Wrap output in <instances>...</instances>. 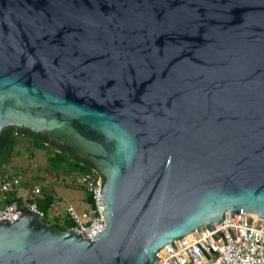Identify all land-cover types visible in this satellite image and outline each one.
Returning <instances> with one entry per match:
<instances>
[{
	"label": "water",
	"instance_id": "1",
	"mask_svg": "<svg viewBox=\"0 0 264 264\" xmlns=\"http://www.w3.org/2000/svg\"><path fill=\"white\" fill-rule=\"evenodd\" d=\"M102 176L91 239L22 208L0 264H160L214 224H264V0H0V136Z\"/></svg>",
	"mask_w": 264,
	"mask_h": 264
},
{
	"label": "built area",
	"instance_id": "2",
	"mask_svg": "<svg viewBox=\"0 0 264 264\" xmlns=\"http://www.w3.org/2000/svg\"><path fill=\"white\" fill-rule=\"evenodd\" d=\"M8 165L0 174V220H16L22 208L36 213L39 218L43 213L37 209L32 198L40 193L43 185L49 181L62 186H76L89 196L88 210L80 214L70 204L65 206V214L72 221L69 227L74 233L89 239L98 234L105 226L100 206L102 178L89 173H69L66 176L51 177L44 170L34 172L39 175L35 183L26 182L25 176L16 167ZM8 192L20 197L21 202L1 203ZM160 264H264V224L252 222L251 227L244 225L242 219L236 224L210 225L205 233L165 256Z\"/></svg>",
	"mask_w": 264,
	"mask_h": 264
},
{
	"label": "trees",
	"instance_id": "3",
	"mask_svg": "<svg viewBox=\"0 0 264 264\" xmlns=\"http://www.w3.org/2000/svg\"><path fill=\"white\" fill-rule=\"evenodd\" d=\"M22 139H25L26 141L24 150L28 152L30 157L33 156L34 150L44 152L46 162L43 165V169L50 174L51 177H58L59 175L66 176L72 172H85L92 175H98L102 178L89 161L78 157L68 146H56L54 143L49 142L45 135L36 134L27 128L11 126L6 128L4 133L0 136V174L6 169V167H8L11 158L19 153L18 146L21 144ZM15 167L26 177L25 184L26 182L35 183L42 178L39 175H32L31 166L17 165ZM37 170H39V167ZM51 183L53 182L49 181L47 185H43L40 189V193L33 197L32 201H34L37 209L41 210L43 213L40 218L42 224H46L49 227L57 228L59 230H64L71 227L73 223L66 214H54L52 206L55 197L52 189L48 187ZM85 199L89 201V196H85ZM12 201L20 203L21 199L13 192H8L5 194L1 203L4 204Z\"/></svg>",
	"mask_w": 264,
	"mask_h": 264
},
{
	"label": "rangeland",
	"instance_id": "4",
	"mask_svg": "<svg viewBox=\"0 0 264 264\" xmlns=\"http://www.w3.org/2000/svg\"><path fill=\"white\" fill-rule=\"evenodd\" d=\"M25 142V139H22L21 144L18 146L19 153L14 155L8 164L13 166H32L35 164L37 167L34 169L33 167H30L34 170V172L44 170L43 165L46 162L44 152L40 150H34L33 156L30 157L28 152L24 150ZM38 167L39 170H37ZM48 187L52 189L55 197V201L52 206L54 214L64 215L65 206L67 204H70L74 211L79 214L88 210V204L86 203L83 191L80 188L76 186H62L61 184L55 182L51 183V185H48Z\"/></svg>",
	"mask_w": 264,
	"mask_h": 264
}]
</instances>
